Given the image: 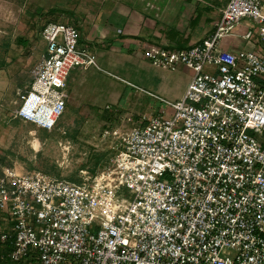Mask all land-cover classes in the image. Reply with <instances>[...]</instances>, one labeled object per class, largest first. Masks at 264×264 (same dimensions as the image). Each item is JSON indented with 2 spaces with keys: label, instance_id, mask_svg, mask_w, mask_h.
Wrapping results in <instances>:
<instances>
[{
  "label": "built area",
  "instance_id": "1",
  "mask_svg": "<svg viewBox=\"0 0 264 264\" xmlns=\"http://www.w3.org/2000/svg\"><path fill=\"white\" fill-rule=\"evenodd\" d=\"M258 49L227 51L228 31ZM45 50L14 118L52 132L74 69H100L68 23L42 29ZM168 71H193L170 115L142 118L125 134L126 157L79 180L5 170L0 215L12 230L6 258L29 264H264V13L229 0L213 32L186 50L150 55ZM65 158L71 146L62 145ZM4 257V256H3ZM2 257V258H3ZM5 258V259H6Z\"/></svg>",
  "mask_w": 264,
  "mask_h": 264
},
{
  "label": "rangeland",
  "instance_id": "2",
  "mask_svg": "<svg viewBox=\"0 0 264 264\" xmlns=\"http://www.w3.org/2000/svg\"><path fill=\"white\" fill-rule=\"evenodd\" d=\"M104 1L0 0V50L6 49L7 53L6 63L0 69V175L7 169H15L19 173L38 171L77 181L80 170H88L92 174L107 171L116 161L126 157L123 150L125 134L133 128L135 119L141 116V110L136 111L137 100L145 107L150 105L153 110L165 109L169 114L174 112L167 105L126 87L115 78L124 77L125 71L117 73L107 70L99 73V79L104 83L103 90L116 93L120 98L126 88L120 104L116 105L111 100V104L107 105L96 103L80 106L77 102L76 107L67 109L59 121L63 132L49 133L13 117L20 96L27 90L33 70L44 53L45 43L41 36L43 27L50 22L68 23L86 36L87 32L102 24ZM113 1L145 14L153 12L147 5L148 0H141L143 3L140 0ZM249 25L254 27L253 32L259 28L252 21ZM21 38L29 41L28 48L20 45ZM229 41L222 40L223 48L229 47L234 51L247 48L243 44L244 40L239 41V46L233 47L229 46ZM76 70L79 68L71 71V77ZM177 70L189 77L193 76V71L185 67ZM60 143H69L71 146L65 158ZM0 225L5 224L0 221Z\"/></svg>",
  "mask_w": 264,
  "mask_h": 264
},
{
  "label": "crops",
  "instance_id": "3",
  "mask_svg": "<svg viewBox=\"0 0 264 264\" xmlns=\"http://www.w3.org/2000/svg\"><path fill=\"white\" fill-rule=\"evenodd\" d=\"M142 1L141 3H143ZM228 1L150 0L149 2L148 0L147 5L149 4L150 10L153 12L145 14L140 10L127 7L124 3L105 0L103 2V18L101 17L102 24L96 26L97 28H94L93 31L91 29L86 36H83L78 30L80 46L91 52L94 50L100 69L95 67L79 69L72 77L69 76L67 79L69 100L66 111L76 107L77 102L80 106L83 104L92 106L96 103L107 105L111 100L116 105L120 104L126 88L120 98L116 93L112 94L109 90H103L104 83L99 79V73L107 70L117 73L125 71L124 77L117 76L115 78L126 87L139 91L163 105L166 104L161 100L170 102L180 100L191 77L178 70L168 71L160 68L152 62L150 55L162 51L186 50L200 44L213 32L221 10ZM259 1L264 13V0ZM249 22L245 20L243 24L234 26L228 31V35L224 39L230 40L229 46H239V41L244 40L241 36L245 33ZM245 41L243 44L247 47L246 49L259 48L256 39ZM224 49L238 52L229 49V47H224ZM138 102L137 100L136 111L140 109L141 116L135 119L132 127L140 124L144 117L148 119L161 113L170 115L165 109L153 110L150 105L145 107ZM143 110L145 111L143 112ZM53 132H63V129L59 127V122L57 129L49 133ZM7 217L0 215V221L5 224L0 225V233L12 230ZM7 250L6 244L0 242V264H29L9 261L6 258L9 252L4 257L1 255Z\"/></svg>",
  "mask_w": 264,
  "mask_h": 264
},
{
  "label": "trees",
  "instance_id": "4",
  "mask_svg": "<svg viewBox=\"0 0 264 264\" xmlns=\"http://www.w3.org/2000/svg\"><path fill=\"white\" fill-rule=\"evenodd\" d=\"M19 43H20V45L23 47V48H28V46H29V41L27 40V39H24V38H21L20 40H19ZM6 49H2V50H0V69L2 68V67H4V65H5V57H6ZM6 246H7V248H8V250L5 252V253H3V254H1L2 256H5L6 255V253H8V252H10L11 251V247L8 245V244H6Z\"/></svg>",
  "mask_w": 264,
  "mask_h": 264
}]
</instances>
